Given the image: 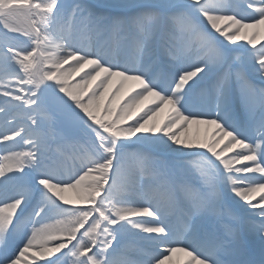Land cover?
Here are the masks:
<instances>
[{
	"label": "snow or ice",
	"instance_id": "1",
	"mask_svg": "<svg viewBox=\"0 0 264 264\" xmlns=\"http://www.w3.org/2000/svg\"><path fill=\"white\" fill-rule=\"evenodd\" d=\"M243 3L0 0V264H264Z\"/></svg>",
	"mask_w": 264,
	"mask_h": 264
},
{
	"label": "bare ground",
	"instance_id": "2",
	"mask_svg": "<svg viewBox=\"0 0 264 264\" xmlns=\"http://www.w3.org/2000/svg\"><path fill=\"white\" fill-rule=\"evenodd\" d=\"M95 2H97V3H106V2H108V0H104V1H100V0H96ZM240 10V9H239ZM249 11H251L250 9H249ZM76 79H79V77H77ZM203 134H204V126H200V136L202 137L203 136ZM189 135L190 136H196L197 135V129H196V126H193L192 128H191V130H190V132H189ZM179 255V254H178Z\"/></svg>",
	"mask_w": 264,
	"mask_h": 264
},
{
	"label": "rangeland",
	"instance_id": "3",
	"mask_svg": "<svg viewBox=\"0 0 264 264\" xmlns=\"http://www.w3.org/2000/svg\"><path fill=\"white\" fill-rule=\"evenodd\" d=\"M100 1H104V0H100Z\"/></svg>",
	"mask_w": 264,
	"mask_h": 264
}]
</instances>
